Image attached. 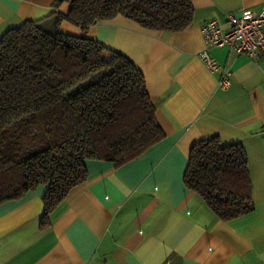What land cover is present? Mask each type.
<instances>
[{"label":"crops","instance_id":"0c3cea01","mask_svg":"<svg viewBox=\"0 0 264 264\" xmlns=\"http://www.w3.org/2000/svg\"><path fill=\"white\" fill-rule=\"evenodd\" d=\"M54 0H0V38L28 20L53 28L70 6ZM192 22L177 32L146 30L118 16L82 31L128 57L144 76L164 137L119 167L89 160L88 176L40 227L44 185L0 204V264H264V55L252 59L211 47L230 70V86L196 56L202 27L227 30L228 15L264 0H191ZM53 10H56L52 16ZM74 33V34H73ZM217 136L247 156L254 209L224 222L183 183L191 146Z\"/></svg>","mask_w":264,"mask_h":264},{"label":"trees","instance_id":"16d2710c","mask_svg":"<svg viewBox=\"0 0 264 264\" xmlns=\"http://www.w3.org/2000/svg\"><path fill=\"white\" fill-rule=\"evenodd\" d=\"M64 2L69 12L52 29L28 20L0 38V204L44 185L41 228L87 179L89 160L119 167L164 137L140 69L95 38L61 32V20L85 31L121 16L177 32L193 16L191 0H54V8ZM183 183L224 222L254 209L240 144L195 142Z\"/></svg>","mask_w":264,"mask_h":264},{"label":"built area","instance_id":"2783aa9c","mask_svg":"<svg viewBox=\"0 0 264 264\" xmlns=\"http://www.w3.org/2000/svg\"><path fill=\"white\" fill-rule=\"evenodd\" d=\"M227 17V30L221 29L216 20L203 25L202 35L206 47L196 53L210 71L218 72L217 86L221 89L230 86V70L227 65L218 63L209 48L226 46L229 51L243 53L252 59L264 55V4L259 9H242L238 16Z\"/></svg>","mask_w":264,"mask_h":264},{"label":"rangeland","instance_id":"374dc122","mask_svg":"<svg viewBox=\"0 0 264 264\" xmlns=\"http://www.w3.org/2000/svg\"><path fill=\"white\" fill-rule=\"evenodd\" d=\"M68 23H70L71 24V26H74V27H77L75 24H73V23H71V22H69L68 20H66ZM81 29V28H80ZM68 34H72V33H68ZM74 34V33H73Z\"/></svg>","mask_w":264,"mask_h":264}]
</instances>
